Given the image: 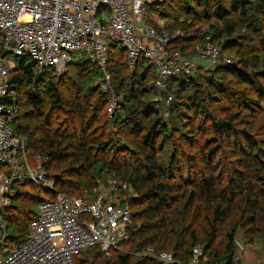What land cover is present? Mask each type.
Wrapping results in <instances>:
<instances>
[{"label":"trees","instance_id":"obj_1","mask_svg":"<svg viewBox=\"0 0 264 264\" xmlns=\"http://www.w3.org/2000/svg\"><path fill=\"white\" fill-rule=\"evenodd\" d=\"M180 1L186 20L178 23L175 16L166 29L153 21L152 26L149 18L176 0L146 6L148 23L158 32L186 33L206 25L200 35L185 44L178 39L170 48L188 52L209 37L222 53L236 51L237 63L167 79L160 93L172 97L167 118L166 107L154 101L158 92L148 86L156 77L153 68L141 57L130 70L116 43L106 52L112 88L121 96L112 118L106 95L95 86L99 67L91 60L73 61L58 79L53 68L36 75L30 58L6 56L15 65L11 127L25 140L28 162L42 158L54 181L51 192L32 184L16 188L5 210L6 247L25 239L42 201L59 193H93L105 172L137 195L130 202L133 230L111 251L113 264H166L136 255L147 249L172 252L176 263L186 264L194 246L202 248L200 264H234L239 230L248 243L264 247V54L258 53L264 52V0ZM254 41L257 53L250 50ZM30 200L32 208L26 205ZM111 254L105 257L94 247L75 264H112Z\"/></svg>","mask_w":264,"mask_h":264},{"label":"built area","instance_id":"obj_2","mask_svg":"<svg viewBox=\"0 0 264 264\" xmlns=\"http://www.w3.org/2000/svg\"><path fill=\"white\" fill-rule=\"evenodd\" d=\"M155 1L0 0V264H75L78 255L94 247L108 257L120 242L129 239L133 230L130 202L137 199L128 184L105 172L97 180L93 193L81 196L59 193L53 200L42 201L25 239L12 249L5 246L8 237L5 210L12 206L16 188L26 184L46 192L54 188L42 158L34 159L31 165L25 153V140L11 127L16 110L10 71L15 65L6 56L28 57L35 63L36 75L53 68L58 77L74 61L73 53H84L86 59L99 67L100 78L95 86L107 97L110 118L121 100L106 70V52L112 43L125 50L130 70L135 69L141 57L153 68L156 77L148 86L158 92L154 101L166 107L165 118L169 116L172 97L160 93L165 90L167 79L203 74L237 61L222 53L219 45L211 44L209 37L195 42L192 52L171 49L176 40L185 44L193 34H164L150 27L146 6ZM203 63L206 66L200 65ZM3 249L7 251L4 254ZM142 256L178 264L171 252L155 254L147 249ZM202 260V248L194 246L186 264H200Z\"/></svg>","mask_w":264,"mask_h":264},{"label":"rangeland","instance_id":"obj_3","mask_svg":"<svg viewBox=\"0 0 264 264\" xmlns=\"http://www.w3.org/2000/svg\"><path fill=\"white\" fill-rule=\"evenodd\" d=\"M157 1H162L163 2L165 0H157ZM181 5H182V1L176 0V2H174V4H172V8L164 7L163 9L162 8L157 9V11L150 16V18H149L150 19V22L149 23H151V25L154 23V25L158 26L159 28L166 29L169 25H171L173 23L172 21H173V19H174L175 16H179V19L177 21L178 23H179V21H182V22L184 21L185 22L186 15L183 14V10L181 9ZM163 16H168V18H167L168 20H163L162 19ZM190 20L191 19H189V21ZM152 21H153V23H152ZM233 21L236 22V27H238V25H239L238 21H236L234 19H233ZM175 24H176V22H175ZM175 24H173V25H175ZM152 26H150V27H152ZM220 26H221V24L219 25V27ZM175 27H176V25H175ZM152 28H154V27H152ZM197 28H199V30L195 32V29H197ZM154 29L157 30L156 27ZM205 29H206V25H203L202 27H200V26L199 27H194V28H192V29L189 30L190 32H186V33L193 34V35L198 36V33L200 35L202 32H204ZM176 32H179V31H175V32H164V34H171V33L172 34H175ZM210 43H211V41H210ZM256 43H257V41H254L253 43H251L254 49L251 47L250 50H252V51H254V52L257 53L258 51L255 50V47H257L256 46L257 45ZM195 44L196 43L192 44V47L188 48L187 51L188 52L194 51L193 49H194V45ZM235 52L236 51H234L233 54H235ZM258 53L264 54V52H258ZM233 54H229V55H232L233 57H235ZM72 58H73L74 61H77V60L78 61L79 60L82 61V60H85L86 59L85 58V54L82 53V52H75V53H73L72 54ZM262 58L264 59V56H262ZM200 65L201 66H206V64H204V63L203 64H200ZM261 71H262V69H261ZM61 77L62 76H58L57 78L60 79ZM22 111L23 110L17 112V116L18 117L20 116V113H22ZM27 190L28 191H31L32 193H35L36 192V190H32V189H27ZM78 192H76L75 194H77ZM26 205H27L28 208H32V202H31V200L28 201L26 203ZM234 242H235V245H236L235 253H234V256H233V260L235 261L234 264H264V247L262 246V244L260 242L255 241L254 243H248L244 239V237L242 235V232L240 230L236 233ZM224 245H225V241H222L220 243V246H217V247L218 248L219 247H222V246L224 247ZM6 252L7 251L5 249L2 250V253L3 254L6 253ZM136 255L138 257H142V253L141 254H136ZM89 256L86 255V256H83L82 258L83 259H86ZM115 256L116 255H114V253H113V254H111V258H108L109 261L112 262V264H113V262L115 263ZM99 258L100 259H98V261L99 260H104L102 257H99Z\"/></svg>","mask_w":264,"mask_h":264}]
</instances>
